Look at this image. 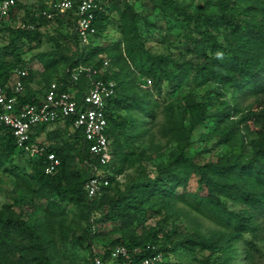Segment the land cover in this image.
Segmentation results:
<instances>
[{
	"label": "trees",
	"instance_id": "1",
	"mask_svg": "<svg viewBox=\"0 0 264 264\" xmlns=\"http://www.w3.org/2000/svg\"><path fill=\"white\" fill-rule=\"evenodd\" d=\"M150 1L152 8L161 14L181 16L186 23L185 29L174 41L175 48L181 54L178 58L172 54L152 53L145 46L138 30L142 16L134 10L131 0H107L96 11L93 20L96 31L86 45L79 42L75 31V8L46 18L41 11L47 10L48 6L42 5L37 12L25 13L23 24L14 27L10 22L15 19L16 12L23 8L15 0L4 26L0 28V38L8 36L7 43L0 46V84L8 85L16 69H26L20 64L17 43L39 44L45 34L43 24L55 22L70 27L68 39L74 45L70 55L63 53L66 66L53 79L64 83L61 89L77 88L76 96H80L87 79L82 76L76 85L68 82L70 71L79 64L94 65L98 73L93 78L115 81V92L106 106L107 135L111 147L115 144L114 153H117L116 145L119 144L115 137L116 129H128L131 136L137 137L134 128L139 131L143 123V120L130 116L123 117L118 114V110L123 109L127 114L133 109L149 113L135 95V76L132 72L137 71L142 82L150 79L158 90L162 81L180 89L191 83L197 86L214 85L221 90L216 92L225 97L220 102L223 110L213 114L208 110L205 98L197 100L191 94L183 96L182 110L178 113L171 110L168 114L169 131L176 140V149L169 154L168 160L157 164L153 171L141 168L137 177L122 188L116 181L117 174L121 172L118 163L112 160L100 165L97 157L89 151L82 131L69 130V119L62 122L67 139L60 148L37 140L47 124L38 126L31 134L32 142L45 144L46 151L54 152L60 159L55 171L45 173V155L29 156L17 146L10 129L0 123L1 159L8 161L17 151L27 154L30 179L45 193L54 196V199L47 201V215L63 213L62 204H71L85 212L87 231L83 235H72L73 243L89 245L98 236V224L108 221L122 223L120 236L108 242L102 250L101 258L105 264L108 261V248L117 244L129 249V264H141L144 257L154 252H161L163 256L155 264H174L166 257L177 250L194 257L207 252L206 256L198 259L200 264H235L232 260L236 257V250L232 243L243 239L247 233L256 236L264 220V0H205L195 8L180 6L176 0ZM114 15L118 16L121 39L114 43H102L99 39ZM54 46L58 50L61 45L55 40ZM104 59L108 60V65L102 69ZM51 81L38 97L29 89L28 73L23 78L24 89L19 96L20 102L39 103ZM229 94L234 97L257 96L238 120L245 126L248 123L259 125L255 137L248 141L250 157L245 161L239 160L237 156L205 162L194 160L186 154L192 133L208 120L213 122L215 129H220L224 119L232 114L231 106L226 102ZM220 130L219 141L222 143L233 146L239 139L243 142L244 136L238 137L230 126ZM76 162L83 168L78 167ZM97 170L107 174L109 184L99 194L88 197L84 183ZM193 177L206 188L205 196L186 191ZM185 195L194 197L199 206L210 212L215 221L229 231L228 234L219 232L207 235L195 230L178 235L174 223L167 226L166 218L170 215V209ZM146 212L161 218L138 234L130 226ZM48 242L35 218L24 217L22 211L16 212L10 204L0 207V264H55ZM245 243L249 247L244 252L245 259H250L251 249H255V246L251 240H245ZM147 245L154 248H146ZM19 247L23 248V254L17 252ZM137 247L141 251L135 252ZM218 250L224 251L223 260H217ZM90 255L94 264L93 251ZM112 262L127 264L121 257Z\"/></svg>",
	"mask_w": 264,
	"mask_h": 264
},
{
	"label": "rangeland",
	"instance_id": "2",
	"mask_svg": "<svg viewBox=\"0 0 264 264\" xmlns=\"http://www.w3.org/2000/svg\"><path fill=\"white\" fill-rule=\"evenodd\" d=\"M54 1L18 0L23 8L16 12L15 19L10 23L14 27L21 26L25 13L37 12L42 5L48 6ZM176 1L180 6H190L191 8L201 6L205 2V0ZM131 4L134 10L142 16L138 23V30L145 46L152 53L172 54L175 58L181 56L178 49L175 48L174 41L186 27L182 17L170 13L161 14L159 10L152 8V1L150 0H131ZM43 30L45 34L39 44L22 43L21 41L17 43L20 64L30 74L29 89L38 97L42 95L46 84L55 79L65 68L63 53L70 55L74 48L73 42L68 39L71 29L66 24L47 22L43 24ZM120 39L118 16L114 15L99 41L114 43ZM55 40L59 41L61 45L58 50L54 46ZM7 41L8 36L1 37L0 46L6 44ZM46 63L48 64L47 67L45 66ZM131 74L135 76L133 81L135 95L138 96L149 113L146 114L133 109L127 114V111L123 109L118 110V114L123 117L130 116L137 120H143L141 131L134 128V132L138 133L137 137L131 136L128 129L126 131L116 129L117 136L115 137L119 140V144L116 145L117 153H114L115 144L112 146L111 161H116L121 168V172L116 176L119 188L135 179L141 168L145 171H153L157 164L168 160L169 154L176 149V140L169 131L168 114L171 110L176 113L182 110L183 96L191 94L197 100L205 98L207 108L213 114L223 110L220 102L225 100L224 96L216 92V90H221L214 85L197 86L191 83L180 89L162 81L158 90L150 79H146L145 82L140 81L137 71ZM256 99V95L234 97L229 94L226 100L231 106L232 114L224 119L220 129L230 126L235 133L237 132L238 137L244 136L242 143L239 139L233 146H230L219 141L221 130L218 127L215 129L213 122L208 120L199 125L192 133L186 154L199 162L225 156H237L239 160L245 161L251 154L248 141L255 137L254 134L259 125L248 123V126H245L238 120L240 114L245 112ZM62 127V122L48 125L38 135L37 140L46 145L60 148L64 140L67 139ZM1 158L0 152V207L4 204H10L16 212L22 211L24 217L36 219L41 225L46 239H49L48 245L55 264H92L91 251H102L108 242L120 236L122 223L120 221H108L98 224V236L93 238L89 245L87 243L83 245L73 243L71 241L72 235H83L87 231L88 220L85 212L71 204H62L63 213L55 212L47 215L45 211L47 201L54 199V196L45 193L30 179L27 154L17 151L8 161ZM76 163L78 167L83 168L80 163ZM186 191L198 196L206 195V188L198 183L196 177L189 180ZM169 213L170 215L166 218V225L170 226L174 223L177 226L178 235L195 230L207 235L219 232L228 234L229 232L215 221L210 212L199 206L194 197L189 195H185L181 200L176 201ZM159 218L161 217L146 212L130 228L140 234L153 226ZM244 238L232 243L236 250V257L232 261H235V264H264V220L261 221L256 236L247 233ZM245 240L253 241L255 246V249H251L252 257L250 259H245L244 252L249 248ZM17 252L23 254V248L19 247ZM206 254L207 252L198 253L194 257L177 250L169 253L166 258L174 264H200L198 259L203 258ZM216 256L217 260H223L225 258L224 251L218 250ZM106 264H113V262L108 260Z\"/></svg>",
	"mask_w": 264,
	"mask_h": 264
},
{
	"label": "built area",
	"instance_id": "3",
	"mask_svg": "<svg viewBox=\"0 0 264 264\" xmlns=\"http://www.w3.org/2000/svg\"><path fill=\"white\" fill-rule=\"evenodd\" d=\"M107 0H55L48 9L41 11L46 18L53 14H63L75 8V31L82 45L90 43L95 34L93 20L96 11L101 9ZM15 0H0V28L4 26L8 12ZM36 15H39L37 13ZM108 65V60L102 61L101 68ZM98 69L92 64H79L72 68L68 82L76 85L83 76L87 79L79 97L75 89H61L63 82L51 81L44 91L39 103L22 104L19 96L24 89L23 78L27 76L26 69H16L8 85L0 84V123L8 127L17 146L29 156L45 155L44 172L51 173L57 169L60 159L54 152H47L45 144L39 145L31 141V134L41 125L70 120V131L81 130L89 151L94 154L100 165L111 161L112 147L107 135L108 120L106 106L115 92V81L112 79L93 78ZM109 173V171H107ZM110 174V173H109ZM103 170L86 180L84 189L88 197L99 194L103 187L109 184ZM146 248H154L147 245ZM108 260L123 258L130 262L129 249L121 244L108 248ZM135 252L141 248H135ZM94 264H105L101 258L102 251L93 250ZM163 258L161 252H154L142 259L141 264H155Z\"/></svg>",
	"mask_w": 264,
	"mask_h": 264
}]
</instances>
